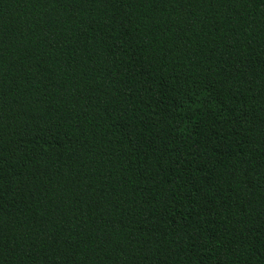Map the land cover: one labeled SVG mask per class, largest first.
I'll return each mask as SVG.
<instances>
[{
    "label": "trees",
    "instance_id": "1",
    "mask_svg": "<svg viewBox=\"0 0 264 264\" xmlns=\"http://www.w3.org/2000/svg\"><path fill=\"white\" fill-rule=\"evenodd\" d=\"M0 264H264V0H0Z\"/></svg>",
    "mask_w": 264,
    "mask_h": 264
}]
</instances>
